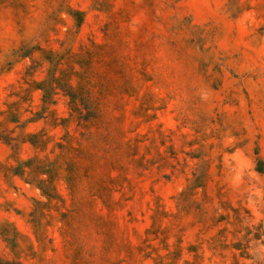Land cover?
Here are the masks:
<instances>
[{
	"label": "clouds",
	"instance_id": "9594fccd",
	"mask_svg": "<svg viewBox=\"0 0 264 264\" xmlns=\"http://www.w3.org/2000/svg\"><path fill=\"white\" fill-rule=\"evenodd\" d=\"M0 264H264V0H0Z\"/></svg>",
	"mask_w": 264,
	"mask_h": 264
},
{
	"label": "rangeland",
	"instance_id": "374dc122",
	"mask_svg": "<svg viewBox=\"0 0 264 264\" xmlns=\"http://www.w3.org/2000/svg\"><path fill=\"white\" fill-rule=\"evenodd\" d=\"M39 135H40L39 133L35 134V136L32 138L31 142L36 143L37 142L36 138L39 137ZM41 174H43V173H41ZM13 175H16V172H14ZM18 180H19V183H18L17 187L22 188L24 190V192L28 194L30 199L35 200V197H32L31 193L29 191L30 186L28 184V181L20 178L19 176H18ZM35 186L37 188L41 189V195H44L49 191L48 186L45 185L42 181H35ZM40 208H41V204L39 202H37L36 203V209L39 210ZM129 215H130V213H129Z\"/></svg>",
	"mask_w": 264,
	"mask_h": 264
}]
</instances>
